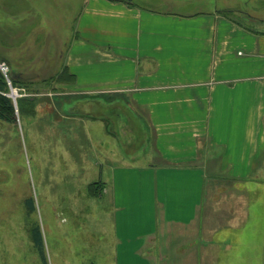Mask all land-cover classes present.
I'll return each mask as SVG.
<instances>
[{"label": "crops", "instance_id": "0c3cea01", "mask_svg": "<svg viewBox=\"0 0 264 264\" xmlns=\"http://www.w3.org/2000/svg\"><path fill=\"white\" fill-rule=\"evenodd\" d=\"M84 4L63 60L72 78L62 94L72 98L60 117L77 118L70 109L83 103L80 112L101 121L115 112L130 128L113 133L119 152L106 141L105 162H96L113 210L92 229L96 260L220 261L218 245L217 254L206 251L204 239L213 247L215 234L245 219L240 185L264 175V29L218 8Z\"/></svg>", "mask_w": 264, "mask_h": 264}, {"label": "rangeland", "instance_id": "374dc122", "mask_svg": "<svg viewBox=\"0 0 264 264\" xmlns=\"http://www.w3.org/2000/svg\"><path fill=\"white\" fill-rule=\"evenodd\" d=\"M123 1L182 14L218 8L264 29V0ZM84 2L0 0V63L9 72L0 71L17 114L16 124L0 120V264H45L31 235L35 226L43 235L46 264H101L95 256L99 235L92 229L113 210L96 162H105L106 141L111 152H119L121 140L113 133L125 135L130 128L119 125L115 112L107 121L80 112L83 103L70 109L77 118L60 117V105L72 98L62 94L60 84L69 79L63 60ZM12 90L22 95L15 100ZM256 175L240 185L249 197L245 219L215 234L213 247L204 239L206 251L217 254L220 248V261L212 264H264V175Z\"/></svg>", "mask_w": 264, "mask_h": 264}, {"label": "trees", "instance_id": "16d2710c", "mask_svg": "<svg viewBox=\"0 0 264 264\" xmlns=\"http://www.w3.org/2000/svg\"><path fill=\"white\" fill-rule=\"evenodd\" d=\"M127 2V1H126ZM129 4H132L131 2H127ZM66 72L67 69L65 68ZM10 75V74H9ZM69 74H67L68 76ZM12 84L16 82L14 76H9ZM69 77L72 78V75H69ZM10 90L9 84L6 80V77L4 74L0 71V120L10 123V124H16L17 123V114H16V107L11 97H9L6 92ZM30 210H33L35 208L33 201L30 200L28 202ZM31 235L34 241V246L36 250L40 253V256L42 258V261L46 264V257L44 254V242H43V235L39 228V226H35L31 230Z\"/></svg>", "mask_w": 264, "mask_h": 264}, {"label": "built area", "instance_id": "2783aa9c", "mask_svg": "<svg viewBox=\"0 0 264 264\" xmlns=\"http://www.w3.org/2000/svg\"><path fill=\"white\" fill-rule=\"evenodd\" d=\"M0 67L3 70V72L7 75L9 72L8 66H6V64H4V63H0ZM9 82H10V79H9ZM12 92H13V96H14L15 100L17 99L18 96L22 95V94H19V92L17 90H14V91L12 90Z\"/></svg>", "mask_w": 264, "mask_h": 264}]
</instances>
